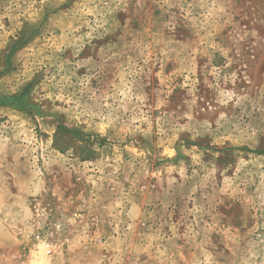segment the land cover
<instances>
[{
	"label": "rangeland",
	"instance_id": "1",
	"mask_svg": "<svg viewBox=\"0 0 264 264\" xmlns=\"http://www.w3.org/2000/svg\"><path fill=\"white\" fill-rule=\"evenodd\" d=\"M0 264H264V0H0Z\"/></svg>",
	"mask_w": 264,
	"mask_h": 264
}]
</instances>
